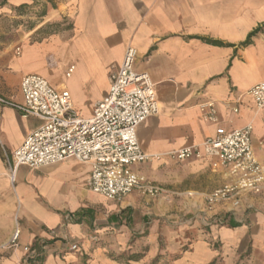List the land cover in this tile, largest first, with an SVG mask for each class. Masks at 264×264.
I'll return each mask as SVG.
<instances>
[{"label":"crops","instance_id":"0c3cea01","mask_svg":"<svg viewBox=\"0 0 264 264\" xmlns=\"http://www.w3.org/2000/svg\"><path fill=\"white\" fill-rule=\"evenodd\" d=\"M28 10L43 20L41 25L20 24L11 39L3 38L7 26L0 24V96L5 101L22 105L23 78L39 74L53 87L69 90L79 117L91 119L95 105L109 93L111 73L132 46L138 51L136 71L151 77L160 108L138 127L137 137L142 151L159 160L134 165L129 172L151 181L155 172L181 166L192 169L195 180L204 177L222 187L232 180L213 166L215 159L180 162L171 154L249 123L255 155L264 165V112L248 95L264 82V31L252 45L242 46L251 32L264 28V0H0V20H22ZM64 21L69 29L41 32ZM68 64L59 79L56 68ZM204 102L216 104V122L199 109ZM40 125L0 103V264H121L110 255L130 249L134 231L145 241L153 235L150 202L144 205L137 191L120 201L91 192V166L75 159L38 170L20 167L13 180L5 152L13 154ZM209 189L214 188L200 185L195 191ZM230 208L225 203L218 211ZM233 210L229 222L237 226L228 223L212 231L217 246L196 245L172 264H264V195H248ZM16 230L20 236L13 247ZM74 245L79 250L71 252Z\"/></svg>","mask_w":264,"mask_h":264},{"label":"built area","instance_id":"2783aa9c","mask_svg":"<svg viewBox=\"0 0 264 264\" xmlns=\"http://www.w3.org/2000/svg\"><path fill=\"white\" fill-rule=\"evenodd\" d=\"M1 43V35H0ZM21 54V49H16ZM138 51L128 47L120 66L111 73L108 95L94 107L91 119L79 117L67 89H57L43 76L30 74L21 82L24 102L15 105L0 96V103H8L24 118H36L41 125L31 132L24 144L9 155L6 164L15 178L20 167L38 170L75 159L91 166L88 189L110 201H120L133 191L155 197L162 190L143 176L128 169L134 165L159 160L144 153L137 129L160 112L157 92L147 73L136 71ZM75 70L72 66L67 77ZM248 95L256 110L264 112V82L255 85ZM199 109L211 122H216L218 110L214 102H204ZM238 113L239 109L234 108ZM252 123L234 129L206 142L178 150L171 154L176 161L215 159L232 180L207 198L209 206L230 203L238 208L248 195H264V165L255 155ZM20 232L16 230L11 246L17 247ZM78 250V246H72Z\"/></svg>","mask_w":264,"mask_h":264},{"label":"rangeland","instance_id":"374dc122","mask_svg":"<svg viewBox=\"0 0 264 264\" xmlns=\"http://www.w3.org/2000/svg\"><path fill=\"white\" fill-rule=\"evenodd\" d=\"M41 9L39 8L37 11L40 12ZM33 13L34 11L28 10L22 20L14 17L1 19V26H7L6 31H1L3 38L12 39L13 29L20 24L28 29L41 25L43 20L34 16ZM41 32L43 35L47 34L46 27H43ZM69 65L56 68V76L59 79L64 78ZM150 180L162 190L155 197L147 196L151 198L149 201H147V197H144L146 195L142 194L143 204L150 202L147 216L149 226L154 230L153 235L145 241V236L141 235L140 231H134L128 244L130 249L120 255H110L113 260L121 264L131 262L143 264L148 258L149 264H172L196 245L217 246L216 241L212 239V231L226 227L229 220L235 217V210L230 208L228 213H222L218 210L223 207V204L211 207L207 202L208 196L221 188L218 182L212 183L204 177L195 180L192 169H185L181 166H172L160 174L155 172L154 177ZM200 185L212 186L214 189L195 191ZM215 187L217 188L215 189ZM225 214L227 215L225 216ZM143 217L144 215L140 213V221ZM134 228L136 229V225ZM93 240L95 243L99 242V238L96 236L93 237ZM70 251L76 252L77 250L74 251L70 247ZM134 256H139V259H134Z\"/></svg>","mask_w":264,"mask_h":264},{"label":"trees","instance_id":"16d2710c","mask_svg":"<svg viewBox=\"0 0 264 264\" xmlns=\"http://www.w3.org/2000/svg\"><path fill=\"white\" fill-rule=\"evenodd\" d=\"M41 5L43 4H40V7ZM66 21H64L62 24H55V25H49L46 27V32L47 34H55V33H58L62 30H65V29H69L71 26L69 25H66ZM264 31V28H258L256 30H254L253 32H251L247 38V40L242 44L243 47H248L250 45H252L253 43V38L255 36H257L259 33L263 32ZM203 41L205 43H208V44H211V45H216V46H226L225 44L221 43V42H217V41H212V40H207V39H203ZM229 225L230 227H236L237 224L234 222V221H230L229 222ZM139 256H134L133 258L134 259H139L138 258Z\"/></svg>","mask_w":264,"mask_h":264}]
</instances>
